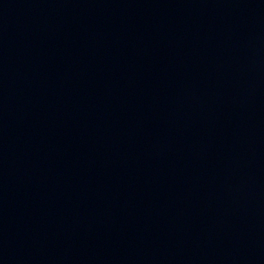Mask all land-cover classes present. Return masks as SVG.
Instances as JSON below:
<instances>
[{
	"label": "water",
	"instance_id": "95a60500",
	"mask_svg": "<svg viewBox=\"0 0 264 264\" xmlns=\"http://www.w3.org/2000/svg\"><path fill=\"white\" fill-rule=\"evenodd\" d=\"M0 264H264V0H0Z\"/></svg>",
	"mask_w": 264,
	"mask_h": 264
}]
</instances>
